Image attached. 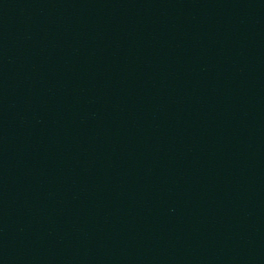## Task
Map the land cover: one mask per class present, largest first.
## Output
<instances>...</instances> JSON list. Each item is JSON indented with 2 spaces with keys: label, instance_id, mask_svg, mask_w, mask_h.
I'll return each instance as SVG.
<instances>
[{
  "label": "water",
  "instance_id": "1",
  "mask_svg": "<svg viewBox=\"0 0 264 264\" xmlns=\"http://www.w3.org/2000/svg\"><path fill=\"white\" fill-rule=\"evenodd\" d=\"M0 264H264V0H0Z\"/></svg>",
  "mask_w": 264,
  "mask_h": 264
}]
</instances>
